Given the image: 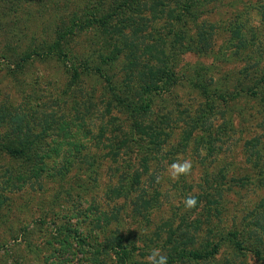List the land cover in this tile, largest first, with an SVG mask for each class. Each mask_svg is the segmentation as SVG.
<instances>
[{
    "label": "rangeland",
    "instance_id": "obj_1",
    "mask_svg": "<svg viewBox=\"0 0 264 264\" xmlns=\"http://www.w3.org/2000/svg\"><path fill=\"white\" fill-rule=\"evenodd\" d=\"M93 3L0 0V145L14 138L18 113L25 131L45 135L47 175L67 162L95 160L80 170L85 191L81 181L62 179H45L42 190L17 189L24 167L0 153V247L14 248L6 264H113L92 247L117 231L138 248L133 260L141 263L151 249L166 255L178 241L202 253L219 243V254L201 264H264L254 256L264 249V85L256 88L264 73V1L218 0L184 28L173 57L193 51L173 60L178 81L147 120L129 111L139 105L134 65H152L144 53L148 32L106 35L93 24ZM162 25L154 29L168 43L171 29ZM27 53L36 57L20 63ZM86 67L114 77L115 95L97 76L71 78ZM178 158L193 168L173 181L166 170ZM4 165L12 176L2 177ZM121 185L126 197L116 198L111 191ZM188 195L198 201L191 210L183 203Z\"/></svg>",
    "mask_w": 264,
    "mask_h": 264
},
{
    "label": "trees",
    "instance_id": "obj_2",
    "mask_svg": "<svg viewBox=\"0 0 264 264\" xmlns=\"http://www.w3.org/2000/svg\"><path fill=\"white\" fill-rule=\"evenodd\" d=\"M217 1L218 0H94L92 5L94 10V13H92L94 17L93 24H95L97 28L102 29L106 35L110 37L112 35L122 36V34L128 30L127 33L130 32L133 36H139L143 34L144 31H147L148 34L145 36L147 39L151 40L144 48V53L150 55L152 65L147 63L141 68L138 66L139 63L134 65L136 66L134 74L137 78V85L139 88V105L133 111H129L131 115L136 113L140 118H143V120H147V118L150 119L149 115L152 113L154 101L167 94L168 90L178 81L174 71L173 60L176 62L180 55L182 59V54L184 52L193 51V49L188 46L184 49L185 51L179 52L175 59L173 57L175 56L173 55L174 50L177 46L181 48V42L185 39L183 35L184 28L194 24L203 13L208 14L207 11H204V8L217 3ZM259 11L264 18L263 3L259 5ZM104 12L105 14H102ZM161 20L163 21L162 29H171L170 31L173 38L168 39V43L165 42L162 36H159L160 32L156 33L154 29V23ZM120 36L117 37L121 38ZM130 46L134 48V45ZM191 46H193V43ZM34 57H36V54L27 53L20 59V63L27 65ZM37 57H40V55H37ZM64 57L67 56L65 55ZM84 72L97 76L98 79L101 78L109 91L115 95L114 91L117 87L113 81L114 77L108 75L106 71L103 73L100 67H86L82 70L74 68L71 78L77 80ZM259 85H264V73L257 79L256 88L259 87ZM203 91H205V89ZM117 102L118 104H122L123 100L118 97ZM211 102L209 101L208 103L211 104ZM129 106L132 107L131 105ZM129 106L126 105L125 109H129ZM13 117L16 121V124L11 129L14 138L11 139L10 133L8 137L2 141L9 142L11 139L14 145H8V142L5 143V145L3 143L0 145V153H2L5 158L10 161L19 162L24 167L22 176L26 178V181L18 185H13H15L17 189H21L25 187V185L30 184L31 187L37 186L38 190H42L44 186L43 181L45 179H62L63 181L67 180L69 182L79 180L81 183L77 186L78 189L85 191L86 189L82 184L83 181L80 170L87 163L89 167L93 168L95 160L90 157L87 159V163L84 161L81 166H77L72 162H67L59 166L56 172L47 175L49 168L45 160L51 152L49 153L43 148V136L45 135H42V131L41 133L34 134L31 126L25 131V126L21 124L22 121H24V117H21L18 113ZM137 135H139V132H137ZM150 136L152 135L150 134ZM143 160L148 162L145 158H143ZM2 168L4 170L2 177L5 178L13 175V169L11 167H6L4 165ZM135 177L137 179L138 176L135 175ZM13 185H10L12 189L9 191L13 190ZM111 193L113 196L116 195V198H125L127 194L126 191H123L122 185L118 189H113ZM1 206L2 202H0V208ZM64 230L65 233L68 232L64 227H62L60 231ZM22 232L23 229L17 231L18 237L24 234ZM14 237L16 239L15 241H17L16 235H14ZM227 238L232 242L235 251L238 252L240 256H243L245 248L243 243L239 240L237 233H231ZM78 241L85 245H89V243H86L79 235ZM172 244H174V246H171L166 254L167 264L180 263L181 261H191L201 264V262H209L214 259L220 251L219 243L203 253L186 248L184 242L173 241ZM25 247L26 246H24V248ZM92 248L94 251L93 256L104 254V256L110 257L111 260H113V264H145V262L141 263L133 260V257L137 256L136 252L139 250L136 246L127 242V236L123 235L121 231H117L112 237L105 239L100 247ZM13 249L11 245H1L0 264H6L5 257L9 256V253H11ZM3 251H5V253L1 255ZM263 255L264 249H262V251L257 250L254 253V256L261 261L264 260Z\"/></svg>",
    "mask_w": 264,
    "mask_h": 264
},
{
    "label": "clouds",
    "instance_id": "obj_3",
    "mask_svg": "<svg viewBox=\"0 0 264 264\" xmlns=\"http://www.w3.org/2000/svg\"><path fill=\"white\" fill-rule=\"evenodd\" d=\"M192 168L193 165L190 159L178 158L168 166L166 171L170 179L178 181L182 176H189ZM157 182H159V177H157ZM183 203L186 210H191L196 208L198 201L194 196L188 195ZM145 264H167V256L162 253L161 249L153 248L145 257Z\"/></svg>",
    "mask_w": 264,
    "mask_h": 264
}]
</instances>
